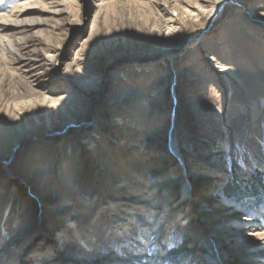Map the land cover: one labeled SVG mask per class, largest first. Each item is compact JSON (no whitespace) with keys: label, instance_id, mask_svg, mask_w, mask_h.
<instances>
[{"label":"rangeland","instance_id":"rangeland-1","mask_svg":"<svg viewBox=\"0 0 264 264\" xmlns=\"http://www.w3.org/2000/svg\"><path fill=\"white\" fill-rule=\"evenodd\" d=\"M171 135L158 264H264V0H0V264L147 263Z\"/></svg>","mask_w":264,"mask_h":264},{"label":"bare ground","instance_id":"bare-ground-1","mask_svg":"<svg viewBox=\"0 0 264 264\" xmlns=\"http://www.w3.org/2000/svg\"><path fill=\"white\" fill-rule=\"evenodd\" d=\"M230 1L231 0H218V2L221 3V4L227 3V2H230ZM191 16H196V17L199 18L200 15H199V13H191ZM167 30H168V33L173 31V24H171V23L169 25L167 24ZM166 49H167V47L165 48V50ZM165 50L162 51V52L163 53L168 52V51H165ZM175 119H176V114L172 117L173 128L175 127V121H176ZM84 125H87V127H88L89 123H86ZM171 136H172V138H171L172 153H174V155L181 160V162H182L181 167H182V169H184V170H182V172L183 171L184 172L187 171L188 173L191 172V174L187 175V176H184L183 173H179L180 175L176 177V176L173 175V173L170 172L171 175L164 174L160 178L159 177L151 178V174L149 175L148 180H147V192H146V194H148L150 197L143 198L144 199L143 200V204L152 203V205L155 206V209H154L155 212L153 211L154 212L153 214L155 215L153 217V222H154V228L153 229H154V232H153V236H152L153 237L152 242L154 243L155 251H152L153 257L151 259H149V261H147V263L145 262V264H158V262H160V260L164 261L166 259L169 262V261H171V259H174V257L175 258L176 257L179 258L178 261H181L183 259L182 256H185L186 254L192 252V251H190L189 248H183L181 246L179 249L172 247L166 253V251H165L166 249H165L164 242H163L168 236V232H169V229L171 227V223L172 222H170L171 221L170 214L169 215L163 214L164 213L163 212V210H164L163 208L165 207V205H164V202L160 199L159 194H161V191L163 189L168 188V187H170L172 185H182L183 186L182 190L185 193V195L186 196H190L193 193V191H192V189H193L192 185L193 184H192L191 180L196 177L194 175L195 172L190 170V167H188L187 164L184 161V157H183V155H182V153H181V151L179 149V143H178L177 138L175 136H173V135H171ZM17 144H18V141L15 142V146H17ZM218 169H219V167H215L213 169H208L207 173L210 174V176L222 175V171L221 170L218 171ZM121 186H123V184ZM131 192H132L133 195L136 194V192L134 190H132ZM140 200H142V199H140ZM89 201H92V199L90 198ZM58 210L59 211L60 210L68 211V210H70V204H68L66 202L61 203ZM135 211H132L133 213L129 217V220L133 221V223H134V221L138 223L139 222L138 218L142 217V216L139 215V213H136ZM182 217L183 216H179V218H178L179 220H177V221H179V223L182 222V220H183ZM144 219H143V223L146 222L145 224H147L148 220H144ZM69 222L71 224V227H73V231H75L74 235L76 234L77 237L80 239L79 240L80 244L83 247H87L88 245L86 243L85 238H83L82 234L76 229L75 225L72 224L73 221H69ZM129 225L130 224H128V226ZM134 225H136V224H134ZM128 230H130V229H128ZM124 232H125V230H124ZM96 237L92 236L91 238L94 240V239H96ZM139 239L145 240V237L144 236H141V237L139 236ZM133 241H135V240H133ZM138 246L141 247L142 244L138 243ZM71 247H76V245H73ZM143 247H144V245H143ZM215 247L218 249V244H215ZM84 253L85 252H83L82 250L80 251V249H78L76 251L75 255H74V257L76 258L75 261H77V262H94V261L98 260L96 257H94L92 255H85ZM218 254H220V252H218ZM147 257L148 256L145 253H140V254H137V256L134 255L132 257V259H133V261L137 260V259L146 261Z\"/></svg>","mask_w":264,"mask_h":264},{"label":"water","instance_id":"water-1","mask_svg":"<svg viewBox=\"0 0 264 264\" xmlns=\"http://www.w3.org/2000/svg\"><path fill=\"white\" fill-rule=\"evenodd\" d=\"M20 145H21V143H19L17 146H16V148H14V150H13V157L15 156V153H16V151L18 150V148L20 147Z\"/></svg>","mask_w":264,"mask_h":264}]
</instances>
